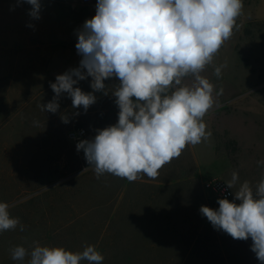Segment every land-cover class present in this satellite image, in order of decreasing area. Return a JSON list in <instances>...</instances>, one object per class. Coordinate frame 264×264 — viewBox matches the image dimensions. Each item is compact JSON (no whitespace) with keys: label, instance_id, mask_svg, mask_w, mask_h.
<instances>
[{"label":"rangeland","instance_id":"rangeland-1","mask_svg":"<svg viewBox=\"0 0 264 264\" xmlns=\"http://www.w3.org/2000/svg\"><path fill=\"white\" fill-rule=\"evenodd\" d=\"M96 3L42 0L41 18L34 20L31 5L0 0V202L9 203L11 216L24 226L0 232V264H20L11 249L30 252L34 242L74 253L94 245L102 264L127 255L146 264H260L251 238L235 240L214 229L199 209L219 207L207 184L225 185L234 170L239 179L229 200L244 181L255 187L264 178L257 164L264 160V0H243L232 36L201 73L214 85L216 103L203 118L211 136L187 145L157 178L141 174L131 182L112 174L97 179L76 149L97 129L117 123L111 93L118 78L104 81L109 94L95 93L87 112L74 109L66 93L55 114L39 107L53 99L56 76L79 67L76 33L95 15ZM71 57L73 66H64ZM221 65L218 78L214 70ZM91 79L76 86L91 92ZM75 128L84 135L71 141L67 132ZM68 181L75 186L59 187Z\"/></svg>","mask_w":264,"mask_h":264},{"label":"clouds","instance_id":"clouds-1","mask_svg":"<svg viewBox=\"0 0 264 264\" xmlns=\"http://www.w3.org/2000/svg\"><path fill=\"white\" fill-rule=\"evenodd\" d=\"M18 3L31 5L32 19L41 18L42 0ZM243 7V0H97L95 15L76 33L79 67L57 75L50 83L53 99L39 107L55 114L66 93L74 109L82 106L87 112L97 101L95 93L109 94L104 81L118 78L111 93L119 108L117 123L97 129L76 149L83 151L97 179L104 174L130 182L141 174L155 179L187 145L211 136L203 118L216 103L214 85L201 73L232 36ZM224 67L215 68L216 77ZM88 77L92 91L84 92L76 85ZM186 77L194 82L185 84ZM222 93L221 88L217 95ZM257 164L264 166V160ZM238 179L234 170L226 187L232 189ZM232 193L233 200L218 198V208L201 205L199 212L214 229L233 239L251 238V251L264 264V178L255 187L244 181ZM9 209V203L0 202V232L18 225L24 231ZM29 256L27 264H102L104 260L94 245L75 253L38 242L30 252L23 246L11 249V258L20 264Z\"/></svg>","mask_w":264,"mask_h":264},{"label":"built area","instance_id":"built-area-1","mask_svg":"<svg viewBox=\"0 0 264 264\" xmlns=\"http://www.w3.org/2000/svg\"><path fill=\"white\" fill-rule=\"evenodd\" d=\"M84 135V129L75 128L72 130H69L67 132V138L71 141H75L78 139H81V137ZM207 187H211L214 194L218 198H231V190L226 187V185L216 183V184H207Z\"/></svg>","mask_w":264,"mask_h":264},{"label":"trees","instance_id":"trees-1","mask_svg":"<svg viewBox=\"0 0 264 264\" xmlns=\"http://www.w3.org/2000/svg\"><path fill=\"white\" fill-rule=\"evenodd\" d=\"M83 176H84V174H81V175L76 176L75 178H73V180L71 179L70 181H75L76 182L78 179L82 178ZM68 182L61 183L59 185V187L64 186V185H68V184L69 185H72L71 187H74L75 186L74 184H72L74 182H72V183L71 182L68 183ZM92 184H94V183H92ZM74 189H78L76 191H80V189L83 190V185H81V188H76L75 187ZM109 248H111V247H109ZM105 264H146V263H145V261H140V260H137L136 261V260H134L133 257H131L130 255H127V256H125L123 258H121L119 256L110 257L109 259H106L105 260Z\"/></svg>","mask_w":264,"mask_h":264},{"label":"crops","instance_id":"crops-1","mask_svg":"<svg viewBox=\"0 0 264 264\" xmlns=\"http://www.w3.org/2000/svg\"><path fill=\"white\" fill-rule=\"evenodd\" d=\"M73 57H71V60H70V62L68 63V62H65V64H64V66H70V67H72L73 66Z\"/></svg>","mask_w":264,"mask_h":264}]
</instances>
